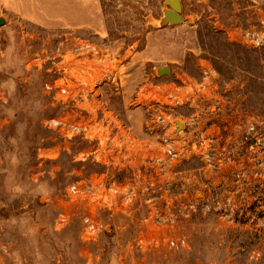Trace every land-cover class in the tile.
<instances>
[{"label":"rangeland","instance_id":"1","mask_svg":"<svg viewBox=\"0 0 264 264\" xmlns=\"http://www.w3.org/2000/svg\"><path fill=\"white\" fill-rule=\"evenodd\" d=\"M181 2L180 21L172 23L167 0H0V264H264V0ZM65 34L121 53L124 85L104 90L123 118L132 112L129 121L142 136L144 112L129 100L139 83L165 93L169 83L199 79L202 65L217 71L216 108L197 117L219 143L209 161L194 156L181 167L195 175L199 201L185 225L186 246L138 248L133 240L143 208L129 216L104 211L108 230L83 239L65 188L106 167L83 160L94 143L65 142L46 126L64 109L46 95L43 73L30 64ZM172 112L196 127L194 109ZM64 213L67 222L60 224Z\"/></svg>","mask_w":264,"mask_h":264},{"label":"built area","instance_id":"2","mask_svg":"<svg viewBox=\"0 0 264 264\" xmlns=\"http://www.w3.org/2000/svg\"><path fill=\"white\" fill-rule=\"evenodd\" d=\"M134 46L129 45V50ZM30 64L43 73L46 95L64 109L61 115L47 119L46 126L65 142L94 143L95 148L87 151L83 160L92 157L106 167L65 188L64 196L79 216L83 239L94 241L108 230L101 217L104 211L129 216L143 208L133 240L138 248L150 251L165 245L171 249L186 246L190 238L185 225L199 201L192 191L195 175L181 167L194 156L209 161L213 143H219L210 125L202 127L198 120L207 107L216 108L217 71L202 65L199 79L169 83L165 93L160 91L163 86L152 88L139 83L129 100L144 112L143 129L147 134L142 136L129 121L132 112L129 118H123L104 90L108 84L123 86L127 75L121 53L117 54L111 44L65 34L49 52L35 53ZM4 98L0 90V101ZM179 107L194 109L191 124L196 127L174 115L172 110ZM120 173H124L123 178ZM179 177L184 179L181 189L176 186ZM67 219L65 213L61 214L60 224Z\"/></svg>","mask_w":264,"mask_h":264},{"label":"water","instance_id":"3","mask_svg":"<svg viewBox=\"0 0 264 264\" xmlns=\"http://www.w3.org/2000/svg\"><path fill=\"white\" fill-rule=\"evenodd\" d=\"M168 3L171 5V9L166 10V18L172 22L176 23L180 21L181 18V12L183 9L181 0H167ZM3 22V20H0V24ZM164 71H168V67L164 68ZM179 125H182V122H179Z\"/></svg>","mask_w":264,"mask_h":264},{"label":"crops","instance_id":"4","mask_svg":"<svg viewBox=\"0 0 264 264\" xmlns=\"http://www.w3.org/2000/svg\"><path fill=\"white\" fill-rule=\"evenodd\" d=\"M252 1H259V0H252Z\"/></svg>","mask_w":264,"mask_h":264},{"label":"bare ground","instance_id":"5","mask_svg":"<svg viewBox=\"0 0 264 264\" xmlns=\"http://www.w3.org/2000/svg\"><path fill=\"white\" fill-rule=\"evenodd\" d=\"M183 124V123H182Z\"/></svg>","mask_w":264,"mask_h":264}]
</instances>
